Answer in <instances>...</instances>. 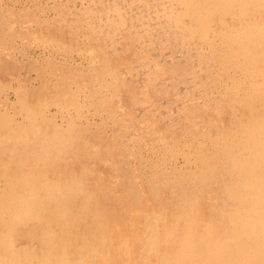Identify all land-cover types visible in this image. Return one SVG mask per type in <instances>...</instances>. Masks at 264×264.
<instances>
[{
  "label": "bare ground",
  "instance_id": "1",
  "mask_svg": "<svg viewBox=\"0 0 264 264\" xmlns=\"http://www.w3.org/2000/svg\"><path fill=\"white\" fill-rule=\"evenodd\" d=\"M75 1L0 5V264H264V0Z\"/></svg>",
  "mask_w": 264,
  "mask_h": 264
},
{
  "label": "rangeland",
  "instance_id": "2",
  "mask_svg": "<svg viewBox=\"0 0 264 264\" xmlns=\"http://www.w3.org/2000/svg\"><path fill=\"white\" fill-rule=\"evenodd\" d=\"M40 1H41V4H39L40 3ZM59 2L60 0H0V5H2V7H5V6H8L9 7V9H11V10H15V11H21V10H23V12H26L27 10H35L36 9V7L37 8H39V10H40V6L41 5H43V6H53L54 4H55V2ZM69 1L70 0H61V2H64V4H66V2L67 3H69ZM81 1L82 0H78V1H75V2H77L76 4H75V15L76 14H81V9L83 8V3L86 1V3H88V6H96V3L98 2V0H93V2L92 1H87V0H83L82 2L83 3H81ZM33 2H37L38 4H36V3H34L33 4ZM92 2V3H91ZM71 4H72V1H71ZM4 5V6H3ZM137 5V4H136ZM136 5H134L133 6V8L136 6ZM33 6V7H32ZM11 7V8H10ZM87 7V6H86ZM35 8V9H34ZM128 8H130L129 6H128ZM18 9V10H17ZM138 9H136V11H137ZM79 11H80V13H79ZM83 12V11H82ZM53 15H54V12L52 13ZM74 15V16H75ZM57 16H55L54 18H56ZM73 17V16H72ZM150 57L154 60V61H156L157 60V63H159L158 64V67L160 68L161 66V64H160V62L161 63H165V62H167V61H169L170 62V60H171V58H170V55L171 54H169V55H167V54H163V55H161L160 56V53L158 52V51H150ZM149 54V53H148ZM155 55V56H154ZM180 55H184V54H182V53H180ZM154 57V58H153ZM159 57V58H158ZM155 58H156V60H155ZM165 59H167V60H165ZM148 62H149V60H148ZM140 63H142V61H138V62H136V63H134L133 64V66H135V64L138 66ZM151 63V62H150ZM141 65V64H140ZM154 65V64H153ZM153 65L151 64V66L153 67ZM154 67H155V65H154ZM154 68H152V69H150V68H147V67H142V66H138L137 67V70L139 71V72H137V74H135L134 76H135V78H136V80H137V82H138V86L140 87V88H142L143 87V85L145 84V81H146V79L148 80V81H146L147 83L146 84H148V85H150V83H152L153 82V79L152 78H154V70H153ZM152 72V74L150 73V72ZM141 72V73H140ZM146 72V73H145ZM144 73H145V75H144ZM153 75V76H152ZM134 78V79H135ZM152 82H151V81ZM142 81H144V82H142ZM160 81V82H159ZM163 81H165L164 79L162 80H156L155 81V85H156V88H159V89H161V88H166L168 85H169V83H166V84H163ZM148 82H150V83H148ZM143 83V84H142ZM145 84V85H146ZM160 84V85H159ZM163 84V85H162ZM142 85V86H141ZM161 88H160V87ZM163 86V87H162ZM152 88V87H151ZM154 94V91H152V95ZM165 98H163V99H161L162 101L164 100ZM169 101V100H168ZM137 109H136V113H135V115H138L140 112H142V109L143 108H146V107H144V106H142V105H140V106H137L136 107Z\"/></svg>",
  "mask_w": 264,
  "mask_h": 264
}]
</instances>
